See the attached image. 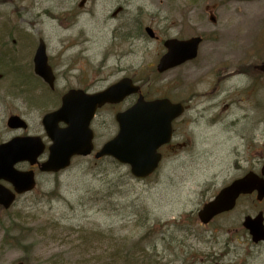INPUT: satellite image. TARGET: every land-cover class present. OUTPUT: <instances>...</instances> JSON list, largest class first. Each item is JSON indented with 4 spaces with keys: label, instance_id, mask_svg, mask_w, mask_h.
Returning <instances> with one entry per match:
<instances>
[{
    "label": "rangeland",
    "instance_id": "374dc122",
    "mask_svg": "<svg viewBox=\"0 0 264 264\" xmlns=\"http://www.w3.org/2000/svg\"><path fill=\"white\" fill-rule=\"evenodd\" d=\"M197 35V59L157 72L166 39ZM40 39L57 76L49 98L34 72ZM263 64L264 0H0V141L20 133L7 127L12 114L44 135L43 116L70 88L98 91L129 76L148 97L193 93L178 124L181 147L150 178L94 154L56 174L38 171L33 192L9 210L0 206V264H264V243L242 225L261 208L256 199L209 225L197 215L243 169L264 161V74L233 78L237 68ZM228 75L226 110L215 124L204 94L213 76ZM233 85L251 92L237 96ZM113 115L99 113L98 147L116 132Z\"/></svg>",
    "mask_w": 264,
    "mask_h": 264
},
{
    "label": "water",
    "instance_id": "95a60500",
    "mask_svg": "<svg viewBox=\"0 0 264 264\" xmlns=\"http://www.w3.org/2000/svg\"><path fill=\"white\" fill-rule=\"evenodd\" d=\"M149 32L154 36L151 29ZM201 41V37L167 40L165 45L168 52L162 57L159 70L164 71L196 58ZM35 72L52 88L55 87V74L48 62L43 40L36 52ZM139 90L128 78L94 94L77 89L70 90L64 95L61 108L48 113L44 118L47 134L53 142L49 147L48 160L39 163V157L45 151L40 137H16L8 143L0 144V180L11 182L16 192L24 193L36 186L35 172L17 170L14 167L16 163H39L42 171L57 172L70 166L73 156L91 154L94 145L90 121L96 108L107 102H120ZM183 111L182 105H174L167 99L146 101L141 95L130 109L118 113L119 134L108 141L97 152L96 157L113 156L122 163L130 164L135 176H149L157 169L161 160L159 147L170 140L172 120ZM61 122L68 126L61 128ZM9 126L25 127V123L19 116H13L9 120ZM254 190H258L260 199L264 197V179L250 172L221 190L213 201L206 203L199 212L201 221L207 224L216 215L232 210L241 194L252 193ZM15 198V193L0 184V204L9 208ZM244 225L250 230L255 242L264 240L261 215L256 218L246 217Z\"/></svg>",
    "mask_w": 264,
    "mask_h": 264
},
{
    "label": "flooded vegetation",
    "instance_id": "af4514ba",
    "mask_svg": "<svg viewBox=\"0 0 264 264\" xmlns=\"http://www.w3.org/2000/svg\"><path fill=\"white\" fill-rule=\"evenodd\" d=\"M256 67V66H255ZM241 72H239L240 74ZM264 74V72H261L260 70L258 71V73L256 75H262ZM254 75V76H251L252 78L254 79H258V77ZM215 78V82L211 85V87L208 89V92L206 94V98H207V101H208V105H207V109H208V112L209 111H212L215 115H218L217 117H212L211 121L213 123H218L220 122V120L222 119L223 117V113L225 112L226 110V104L224 102V90L222 89V86H221V82L224 80H227L229 79L228 76H213ZM217 82V83H216ZM256 84V81L255 82H252V85L254 86ZM259 86V84L257 85V87ZM257 87L255 89H253L252 91H255L257 90ZM246 90L244 88H241L239 86H233V94H236L237 96H240L242 95ZM251 90H248L247 92L249 93ZM258 96V95H257ZM256 96V98H257ZM245 100V97H240L236 100H232V103H237V102H241V101H244ZM117 108V105L115 104H108V105H105L102 109H100L98 111V115L97 117H95L94 121L93 122H96L98 116H99V113L100 111L102 110H106L107 112H109L110 114H112ZM180 120H175L173 122V141H171L169 144L161 147L160 151L162 152L163 156L165 157L166 156V153L169 152V153H172V152H177L179 150V148L181 147L180 143H178L176 141V136L178 134V124H179ZM119 130V127H118V124L116 122V133L118 132ZM259 161H262V160H259ZM264 163V162H263ZM262 163V164H263ZM259 166L260 164L258 165H255L254 162H253V165L249 167L248 171H258L260 173L261 171V166H260V169H259ZM259 169V170H258ZM246 170H243V174L239 175L238 177L244 175L246 172ZM257 192L253 193L252 195H249V196H243V199L245 200L246 198H249V197H252L254 199H256V203L261 206V208H259L258 210V213H263L264 214V199L263 200H258L257 199ZM242 198V197H241Z\"/></svg>",
    "mask_w": 264,
    "mask_h": 264
},
{
    "label": "trees",
    "instance_id": "16d2710c",
    "mask_svg": "<svg viewBox=\"0 0 264 264\" xmlns=\"http://www.w3.org/2000/svg\"><path fill=\"white\" fill-rule=\"evenodd\" d=\"M16 70H17V69H16ZM16 70L13 72L14 76H16ZM16 77H17V76H16ZM21 78L23 79V81L26 82V77H25V75H23V74H22V76H20V77L18 76L17 78H14V79H15V80H20ZM25 82H24V83H25ZM26 85H27V83L24 84V86H26Z\"/></svg>",
    "mask_w": 264,
    "mask_h": 264
},
{
    "label": "bare ground",
    "instance_id": "6f19581e",
    "mask_svg": "<svg viewBox=\"0 0 264 264\" xmlns=\"http://www.w3.org/2000/svg\"><path fill=\"white\" fill-rule=\"evenodd\" d=\"M103 25H104V22H103V21H100V22H99V27L102 28Z\"/></svg>",
    "mask_w": 264,
    "mask_h": 264
}]
</instances>
